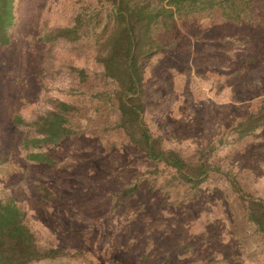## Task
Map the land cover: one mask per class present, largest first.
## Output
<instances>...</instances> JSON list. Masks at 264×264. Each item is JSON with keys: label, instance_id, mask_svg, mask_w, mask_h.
Listing matches in <instances>:
<instances>
[{"label": "rangeland", "instance_id": "rangeland-1", "mask_svg": "<svg viewBox=\"0 0 264 264\" xmlns=\"http://www.w3.org/2000/svg\"><path fill=\"white\" fill-rule=\"evenodd\" d=\"M256 2L264 9V0ZM78 5L77 0H16L12 43L0 48V196H11L24 207L39 244L80 254L36 264H264L261 236L244 223L234 225L232 196L226 195L222 177V172H230L248 193L264 198V127L237 141L229 135L216 145L206 159L220 164L222 172H215L193 199L174 206L169 203L171 195L140 184L132 193L123 192L113 207L112 195L151 164L122 133L102 129L86 98L67 91V61L91 68L92 51L85 41L82 49L72 52L57 49V62L50 71L61 64V73L51 74L46 82L36 77L43 53L39 28L68 24ZM200 24L203 27L193 26V34L182 30L178 48L166 49L145 67L147 124L185 157L198 155L201 146L264 99V64L251 63L246 70L241 59L244 47L249 57H264V27L210 20ZM228 37L249 41L232 46L224 42ZM227 48L230 52H225ZM232 51L234 65L227 61L234 59ZM17 76L24 80L22 92L13 82ZM46 91L82 109L72 119L82 134L45 148L60 162L56 168L27 162L18 146L20 133L9 121L21 93L25 102L20 111L31 114L43 104ZM43 184L54 198L40 196Z\"/></svg>", "mask_w": 264, "mask_h": 264}, {"label": "trees", "instance_id": "trees-1", "mask_svg": "<svg viewBox=\"0 0 264 264\" xmlns=\"http://www.w3.org/2000/svg\"><path fill=\"white\" fill-rule=\"evenodd\" d=\"M77 2L79 5L72 9L68 24H44L39 28L37 39L43 53L38 60L36 77L46 82V77L61 73V64L50 71L57 62L54 53L63 47L71 52L82 49L85 41L87 49L92 51L93 66H76L72 60L67 61L70 84L67 91L78 92L86 98L97 113L102 129L122 133L126 142L151 164L130 185L112 195L113 207L123 192L132 193L140 184H149L157 187L162 195H171L169 203L174 206L193 199L215 172H222L220 164H210L206 159L216 150V145H222L229 135L237 141L264 127V99L225 133L201 146L198 155L185 157L179 150L167 146L162 134L152 131L147 124L145 67L166 49H177L184 35L182 30L191 32L194 25L203 27L200 24L203 20L238 27H264V18H261L264 9L256 0ZM16 22V0H0V48L11 46ZM248 41V37L243 42L230 37L224 40L232 46ZM247 49L244 47V58H241L246 70L251 63L264 64L263 56L249 57ZM226 51L230 52V49ZM230 56L234 59L227 61L234 65L236 55L232 51ZM47 57L53 60L47 61ZM17 77L13 82L19 83L14 85L22 92L20 83L24 80L22 76ZM42 99L43 104L38 110L26 114L20 111V104L25 102V94L21 93L10 109L9 121L20 133L18 146L25 153L26 161L56 168L60 162L45 148L58 146L82 134L77 122L72 120L82 109L48 91ZM222 174L227 186L226 195L232 196L229 206L234 225L236 221L248 225L264 241V198L248 193L234 174ZM39 188L42 198L55 197L46 185H39ZM79 255L69 248L39 244L26 222L24 207L11 196H0V264H36Z\"/></svg>", "mask_w": 264, "mask_h": 264}]
</instances>
